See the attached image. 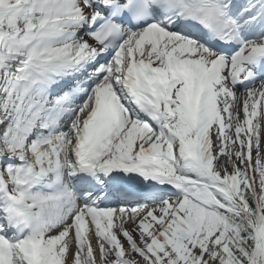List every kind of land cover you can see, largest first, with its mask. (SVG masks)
Masks as SVG:
<instances>
[{
  "label": "snow or ice",
  "instance_id": "obj_1",
  "mask_svg": "<svg viewBox=\"0 0 264 264\" xmlns=\"http://www.w3.org/2000/svg\"><path fill=\"white\" fill-rule=\"evenodd\" d=\"M0 264H264V0H0Z\"/></svg>",
  "mask_w": 264,
  "mask_h": 264
},
{
  "label": "rangeland",
  "instance_id": "obj_2",
  "mask_svg": "<svg viewBox=\"0 0 264 264\" xmlns=\"http://www.w3.org/2000/svg\"><path fill=\"white\" fill-rule=\"evenodd\" d=\"M253 155H255V152L253 153Z\"/></svg>",
  "mask_w": 264,
  "mask_h": 264
}]
</instances>
